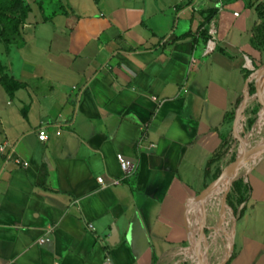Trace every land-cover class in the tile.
I'll list each match as a JSON object with an SVG mask.
<instances>
[{
  "label": "crops",
  "instance_id": "1",
  "mask_svg": "<svg viewBox=\"0 0 264 264\" xmlns=\"http://www.w3.org/2000/svg\"><path fill=\"white\" fill-rule=\"evenodd\" d=\"M24 2L25 24L0 37V78L21 85L10 95L0 84V149L29 163L0 152V264H161L186 245L188 222L193 244L220 210L196 198L264 61L254 45L264 0ZM208 14L217 44L204 56ZM119 154L136 172L102 189L98 178H123ZM252 155L232 250L212 264H264V150Z\"/></svg>",
  "mask_w": 264,
  "mask_h": 264
},
{
  "label": "rangeland",
  "instance_id": "2",
  "mask_svg": "<svg viewBox=\"0 0 264 264\" xmlns=\"http://www.w3.org/2000/svg\"><path fill=\"white\" fill-rule=\"evenodd\" d=\"M0 35H2L1 28ZM263 69L264 61H262L259 67H256L255 70H252V75L250 77V88H255L256 93L253 95H250L249 93L246 98V101L241 106L242 112L239 115L240 117H238L239 121L235 125V121L237 120L236 116L232 124L230 125L229 135L226 137L224 144V157L219 162V172L213 181L217 180L221 176L223 171L228 169L237 160L240 163L241 161H243L240 157L248 149L247 144L256 146L259 142H262L264 140V134L262 133L260 128V124L262 128H264V122L260 121L261 114L259 115L260 110L264 106V74L261 73V70ZM255 75L258 76L255 78ZM242 117L244 118L242 119ZM244 170V166H242V169H237L236 172L233 173L230 177V180L227 179V182L222 187V190H224L221 193L222 199L224 198V196H226V205L224 206L231 211L233 219L230 220L228 215H226L223 211H220L215 208L210 209L208 217L203 220V233L200 237L196 239L193 244L191 243V236L193 235V230L188 222L189 237L186 245L179 249L171 251L161 261V264H212L213 259H211L210 263L209 259L199 257L198 253H194L193 251H195V247L199 244V246L208 245L211 241L214 240L215 236L217 237L216 243L218 246V251L220 252L214 255H218L219 257L222 252L228 250V248L231 246V242H229L231 240L229 239L232 230H234L236 221L235 215L228 203V200L231 197V193H233V189L235 187L236 182L240 181L245 177L247 172H244ZM190 252H193L194 254L198 255L199 259H196L194 262H192L191 260L193 258H190V260L187 261V254Z\"/></svg>",
  "mask_w": 264,
  "mask_h": 264
},
{
  "label": "trees",
  "instance_id": "3",
  "mask_svg": "<svg viewBox=\"0 0 264 264\" xmlns=\"http://www.w3.org/2000/svg\"><path fill=\"white\" fill-rule=\"evenodd\" d=\"M256 11L259 20V33L254 40V45L256 49L263 53L264 52V3H260L256 6ZM31 8L28 4H25L24 0H0V28L2 30V35L0 37H6L7 35L17 33L19 29L25 24L28 19ZM213 20V15L208 14L204 25L210 23ZM203 25V26H204ZM206 34V32H205ZM0 84L5 88V90L13 95L15 91L20 89L21 85L15 83L13 80L7 77L0 78ZM249 93L253 95L256 93L255 88L251 87L249 84ZM233 120V119H232ZM225 150V147H224ZM224 157V151L217 152L214 157L208 162L206 167V175L210 174L211 166L216 162H220ZM219 170L217 171L216 176L218 175ZM240 181H237L231 193V197L228 200V203L236 213V205L242 203L245 200V193H240L237 189V185ZM197 239V238H196ZM194 239V242L196 241ZM209 258H218V255H211ZM232 259V256L229 258L226 264H229Z\"/></svg>",
  "mask_w": 264,
  "mask_h": 264
},
{
  "label": "built area",
  "instance_id": "4",
  "mask_svg": "<svg viewBox=\"0 0 264 264\" xmlns=\"http://www.w3.org/2000/svg\"><path fill=\"white\" fill-rule=\"evenodd\" d=\"M237 15V14H236ZM202 30L206 32L207 34V40H206V46H205V50H204V56H208L209 54H211L215 49H216V44H217V27L214 24L213 20L204 25L202 27ZM198 65V60L197 58L192 55L191 59H190V63H189V67H188V72H191L193 69H195ZM38 138L40 141H46L48 140V134L46 132L45 129H40L38 131ZM144 137H142L143 139ZM0 152L4 153V147L0 149ZM13 153L14 151H10L9 153L5 154V162L8 163L9 161H13L17 166L22 167V168H27L29 166V163L22 161L20 158L18 157H13ZM118 162L120 164L122 173H123V178L118 180V179H113L110 183H106L105 180L103 178H98L97 181L100 185V187L103 188H107V187H113V186H118L120 184H122V182H124L126 179H128L129 177H131L132 175L135 174L136 169H137V163L132 162L130 160H127L123 155L119 154L117 156ZM91 225L89 226V229H91ZM48 239H40L39 243L40 244H44L46 242H48ZM110 262L109 257H107V263Z\"/></svg>",
  "mask_w": 264,
  "mask_h": 264
},
{
  "label": "bare ground",
  "instance_id": "5",
  "mask_svg": "<svg viewBox=\"0 0 264 264\" xmlns=\"http://www.w3.org/2000/svg\"><path fill=\"white\" fill-rule=\"evenodd\" d=\"M261 73L264 74V69L261 70ZM258 75H255V78L257 77ZM261 114V119L260 121L261 122H264V106L263 108L260 110L259 112V115ZM244 118V117H243ZM260 128H261V131L262 133L264 134V128H262L261 124H260ZM248 145V149L246 150L245 153L242 154V156L240 157L243 161H241V163H239L231 173L225 175L222 179H221V182L218 183L210 192L211 194L209 193L208 196H207V199H206V205L208 203V198H209V195H210V198L211 200H213V197H215L217 203H218V207L220 209V211H223L226 215H228L227 211H226V208L223 204V199L220 195V186L227 180L229 179L233 173L236 172L237 169H239L240 167L244 166L245 162L248 161L252 156H255V155H252L253 153H255L256 151H259V148L264 146V142L263 144L258 147L257 149H254L255 146L254 145ZM262 151V150H261ZM231 174V175H230ZM230 175V176H229ZM229 176V177H227ZM229 217V216H228ZM230 219V218H229ZM233 219V218H232ZM231 219V220H232ZM229 225V224H228ZM231 230V229H230ZM233 234H234V230H232L231 232V236H230V239L231 241L229 242H232V238H233ZM216 239L217 237L214 238L213 241H211L208 245H201L198 247V245L195 247V251H193L194 253H198L199 257H202L204 259H209L211 261L212 258H209L211 255H214V254H217L218 252V246H217V243H216ZM231 250H232V245H231ZM231 250H230V253H231ZM193 252H190L187 254V260H190V258L192 259L191 261L194 262L196 259H199L198 258V255L194 254ZM230 253L228 254V256L224 259L223 263L227 260V258L230 256ZM190 254V255H189ZM189 255V256H188ZM199 261V260H198Z\"/></svg>",
  "mask_w": 264,
  "mask_h": 264
},
{
  "label": "water",
  "instance_id": "6",
  "mask_svg": "<svg viewBox=\"0 0 264 264\" xmlns=\"http://www.w3.org/2000/svg\"><path fill=\"white\" fill-rule=\"evenodd\" d=\"M249 84H250V80L247 82V84H246V87H245V91H244V101L242 102V104L246 101V98H247V96L249 95ZM242 104H241V106H242ZM241 107H240V109H239V111H238V113H237V120L235 121V125L237 124V122L239 121L238 120V117H240L239 115L241 114ZM259 150H264V146H262V147H260L259 148ZM240 162L237 160L233 165H231L228 169H226L225 171H223V173L221 174V176L217 179V180H215V181H213L211 184H209L207 187H206V189L202 192V193H200V195L196 198V199H199V201H200V204H201V207H204V204H205V201H206V198H207V196H208V194L210 193V191L221 181V179L225 176V175H227V174H229V173H231L232 171H233V169L239 164ZM223 204L224 205H226V196H224V198H223ZM203 233V232H202ZM114 234H112V236H113ZM109 243H110V245H115L116 244V242L115 241H109Z\"/></svg>",
  "mask_w": 264,
  "mask_h": 264
}]
</instances>
